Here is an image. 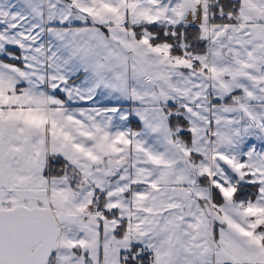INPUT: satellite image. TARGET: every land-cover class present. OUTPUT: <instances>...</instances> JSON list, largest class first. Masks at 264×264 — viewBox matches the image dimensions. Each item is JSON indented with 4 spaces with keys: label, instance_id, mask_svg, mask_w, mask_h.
I'll list each match as a JSON object with an SVG mask.
<instances>
[{
    "label": "snow or ice",
    "instance_id": "obj_1",
    "mask_svg": "<svg viewBox=\"0 0 264 264\" xmlns=\"http://www.w3.org/2000/svg\"><path fill=\"white\" fill-rule=\"evenodd\" d=\"M0 264H264V0H0Z\"/></svg>",
    "mask_w": 264,
    "mask_h": 264
},
{
    "label": "crops",
    "instance_id": "obj_2",
    "mask_svg": "<svg viewBox=\"0 0 264 264\" xmlns=\"http://www.w3.org/2000/svg\"><path fill=\"white\" fill-rule=\"evenodd\" d=\"M133 120H135V118H133ZM137 124H138V122H134V123L132 124V126L135 128V127L137 126Z\"/></svg>",
    "mask_w": 264,
    "mask_h": 264
},
{
    "label": "trees",
    "instance_id": "obj_3",
    "mask_svg": "<svg viewBox=\"0 0 264 264\" xmlns=\"http://www.w3.org/2000/svg\"><path fill=\"white\" fill-rule=\"evenodd\" d=\"M251 191V190H250Z\"/></svg>",
    "mask_w": 264,
    "mask_h": 264
}]
</instances>
